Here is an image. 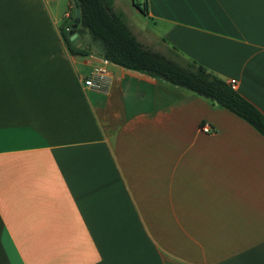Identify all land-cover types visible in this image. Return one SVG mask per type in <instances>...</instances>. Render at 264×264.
<instances>
[{
	"label": "crops",
	"instance_id": "crops-1",
	"mask_svg": "<svg viewBox=\"0 0 264 264\" xmlns=\"http://www.w3.org/2000/svg\"><path fill=\"white\" fill-rule=\"evenodd\" d=\"M111 1L146 49L234 80L264 115V0H145L129 18ZM66 16L0 0V264H264V137L80 33L71 54Z\"/></svg>",
	"mask_w": 264,
	"mask_h": 264
},
{
	"label": "trees",
	"instance_id": "trees-1",
	"mask_svg": "<svg viewBox=\"0 0 264 264\" xmlns=\"http://www.w3.org/2000/svg\"><path fill=\"white\" fill-rule=\"evenodd\" d=\"M75 2L81 14L76 33L86 32L91 42L98 46L104 60L122 68L146 73L207 99L245 121L264 137V115L232 89L229 83L195 62L183 61L178 64L160 53L146 49L133 35L123 14L113 10L111 0ZM133 6L142 15H147L145 2L141 4L133 0ZM60 32L71 54L86 55V52L72 47L69 42L71 31L60 29Z\"/></svg>",
	"mask_w": 264,
	"mask_h": 264
},
{
	"label": "rangeland",
	"instance_id": "rangeland-1",
	"mask_svg": "<svg viewBox=\"0 0 264 264\" xmlns=\"http://www.w3.org/2000/svg\"><path fill=\"white\" fill-rule=\"evenodd\" d=\"M138 2V1H135ZM66 4V5H65ZM68 4V5H67ZM74 4H75V0H61V6L64 7V9H66L67 11V16L63 22V25H61L60 29L64 30V26L68 23L70 24V26L72 25V19L74 18V13H75V9H74ZM119 7L120 9L124 10L127 17L129 18L130 14H134L135 12V7L132 4V0H119ZM138 16V15H137ZM139 19H142L141 17H139ZM143 20V19H142ZM151 27V26H150ZM78 29V28H77ZM76 29V31H77ZM79 33L81 34V43L84 45L85 42L90 41V37L86 32H82L79 31ZM174 62L178 63V64H182L181 60H174Z\"/></svg>",
	"mask_w": 264,
	"mask_h": 264
},
{
	"label": "built area",
	"instance_id": "built-area-1",
	"mask_svg": "<svg viewBox=\"0 0 264 264\" xmlns=\"http://www.w3.org/2000/svg\"><path fill=\"white\" fill-rule=\"evenodd\" d=\"M135 1H138L141 4H143L145 2V0H135ZM64 31L70 32L71 31V26H69V24H66L64 26ZM229 84H230V86H231L232 89H234V90L236 89V82L234 80H232ZM83 85L85 87H88V88H93V87L94 88H97L98 87L91 80H85L83 82ZM200 130L203 133L211 134V130H210V128L207 125H201Z\"/></svg>",
	"mask_w": 264,
	"mask_h": 264
},
{
	"label": "water",
	"instance_id": "water-1",
	"mask_svg": "<svg viewBox=\"0 0 264 264\" xmlns=\"http://www.w3.org/2000/svg\"><path fill=\"white\" fill-rule=\"evenodd\" d=\"M74 9H75V13H74V18H73V22L71 25V32L69 35H71L72 37L76 36V29L78 28L79 24H80V9H79V5L78 3L75 2L74 4ZM70 38V40H73V38Z\"/></svg>",
	"mask_w": 264,
	"mask_h": 264
}]
</instances>
